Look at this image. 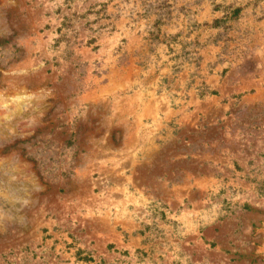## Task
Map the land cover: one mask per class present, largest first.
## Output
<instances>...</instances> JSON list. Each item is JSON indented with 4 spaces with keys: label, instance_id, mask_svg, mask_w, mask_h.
<instances>
[{
    "label": "rangeland",
    "instance_id": "obj_1",
    "mask_svg": "<svg viewBox=\"0 0 264 264\" xmlns=\"http://www.w3.org/2000/svg\"><path fill=\"white\" fill-rule=\"evenodd\" d=\"M0 264H264V0H0Z\"/></svg>",
    "mask_w": 264,
    "mask_h": 264
}]
</instances>
